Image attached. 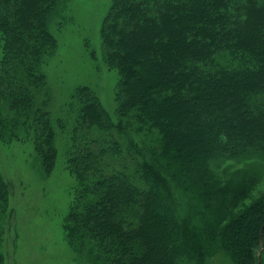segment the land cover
Returning a JSON list of instances; mask_svg holds the SVG:
<instances>
[{
	"label": "trees",
	"instance_id": "obj_1",
	"mask_svg": "<svg viewBox=\"0 0 264 264\" xmlns=\"http://www.w3.org/2000/svg\"><path fill=\"white\" fill-rule=\"evenodd\" d=\"M58 2L0 0V140L23 129L46 171L55 150L42 66ZM101 38L119 73L116 122L77 89L68 242L88 264H204L219 251L264 264V195L222 227L255 179L238 171L221 183L215 170L264 161V0H113ZM7 199L0 178V220Z\"/></svg>",
	"mask_w": 264,
	"mask_h": 264
},
{
	"label": "rangeland",
	"instance_id": "obj_2",
	"mask_svg": "<svg viewBox=\"0 0 264 264\" xmlns=\"http://www.w3.org/2000/svg\"><path fill=\"white\" fill-rule=\"evenodd\" d=\"M113 0H59L50 14L49 29L55 48L42 70L50 96L49 112L55 158L46 171L23 129L8 143L0 140V178L8 192L7 208L0 220V264H88L66 239L64 225L77 179L69 170L76 102L81 87L89 88L116 122L115 97L119 73L110 69L101 53V28ZM1 41V40H0ZM0 42V59H1ZM226 152L230 149L224 150ZM250 159V158H249ZM248 160V159H247ZM224 161L215 168L225 183L236 172L255 182L247 198L231 209L227 220L242 213L264 195V161ZM228 168L222 177V170ZM218 176V177H219ZM204 264H233L219 251Z\"/></svg>",
	"mask_w": 264,
	"mask_h": 264
}]
</instances>
